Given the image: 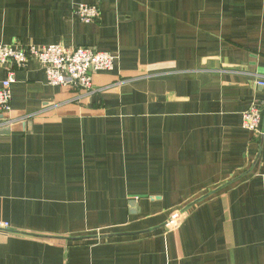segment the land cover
Listing matches in <instances>:
<instances>
[{
  "label": "crops",
  "instance_id": "0c3cea01",
  "mask_svg": "<svg viewBox=\"0 0 264 264\" xmlns=\"http://www.w3.org/2000/svg\"><path fill=\"white\" fill-rule=\"evenodd\" d=\"M0 43L117 58L89 94L15 72L0 264H264V0H0Z\"/></svg>",
  "mask_w": 264,
  "mask_h": 264
},
{
  "label": "built area",
  "instance_id": "2783aa9c",
  "mask_svg": "<svg viewBox=\"0 0 264 264\" xmlns=\"http://www.w3.org/2000/svg\"><path fill=\"white\" fill-rule=\"evenodd\" d=\"M74 15L81 23L91 24L99 21V9L83 4L74 10ZM117 58L106 52H98L90 47L64 48L61 45L48 47L4 45L0 43V69L5 78L0 81V129L11 124L3 116L11 111L10 87L15 81L16 71L25 69L35 62L45 72L47 85L55 88H71L83 93L92 92L93 75L111 72ZM257 84L264 87V82ZM28 118V117H25ZM244 129L256 134L262 123L261 111L251 106L241 114ZM185 212H176L165 224L168 231H175L185 218ZM7 224L0 225L6 229Z\"/></svg>",
  "mask_w": 264,
  "mask_h": 264
},
{
  "label": "water",
  "instance_id": "95a60500",
  "mask_svg": "<svg viewBox=\"0 0 264 264\" xmlns=\"http://www.w3.org/2000/svg\"><path fill=\"white\" fill-rule=\"evenodd\" d=\"M3 131H5V130H3Z\"/></svg>",
  "mask_w": 264,
  "mask_h": 264
}]
</instances>
